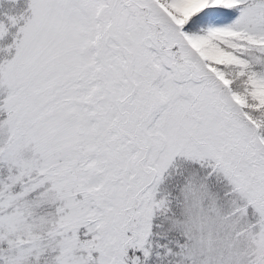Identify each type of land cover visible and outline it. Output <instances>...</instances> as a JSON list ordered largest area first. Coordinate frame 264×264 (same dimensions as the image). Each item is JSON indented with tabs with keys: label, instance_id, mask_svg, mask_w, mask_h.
I'll return each instance as SVG.
<instances>
[{
	"label": "snow or ice",
	"instance_id": "6c2138e0",
	"mask_svg": "<svg viewBox=\"0 0 264 264\" xmlns=\"http://www.w3.org/2000/svg\"><path fill=\"white\" fill-rule=\"evenodd\" d=\"M0 264H264V0H0Z\"/></svg>",
	"mask_w": 264,
	"mask_h": 264
}]
</instances>
